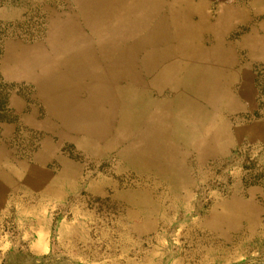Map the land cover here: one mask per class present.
Here are the masks:
<instances>
[{
  "label": "rangeland",
  "instance_id": "rangeland-1",
  "mask_svg": "<svg viewBox=\"0 0 264 264\" xmlns=\"http://www.w3.org/2000/svg\"><path fill=\"white\" fill-rule=\"evenodd\" d=\"M160 1L183 60L140 128L77 59L121 17L0 0V264H264V0Z\"/></svg>",
  "mask_w": 264,
  "mask_h": 264
},
{
  "label": "crops",
  "instance_id": "crops-1",
  "mask_svg": "<svg viewBox=\"0 0 264 264\" xmlns=\"http://www.w3.org/2000/svg\"><path fill=\"white\" fill-rule=\"evenodd\" d=\"M92 1L95 16L103 14L121 18L110 27L109 35L102 36L103 42L80 54L78 62L90 63L95 73L93 78L98 81L95 95H112L107 99L112 103L115 100L124 103V95H127L128 108H120L118 112H124L128 121L133 119V126L141 128L145 126V120L152 119L154 106L158 107L150 102L151 91L164 88L168 81L167 71L182 63V26L185 24L179 23V28L174 25L168 30L166 10L160 7V0ZM161 16L158 23L152 22V17L155 20ZM71 61L76 63L75 59ZM135 80L139 81L137 86L133 84ZM102 81H109L110 85L105 86ZM122 116H119L120 120L124 118Z\"/></svg>",
  "mask_w": 264,
  "mask_h": 264
},
{
  "label": "bare ground",
  "instance_id": "bare-ground-1",
  "mask_svg": "<svg viewBox=\"0 0 264 264\" xmlns=\"http://www.w3.org/2000/svg\"><path fill=\"white\" fill-rule=\"evenodd\" d=\"M189 19V18H188ZM90 61H92V58H91V60ZM94 68V67H93ZM102 68V67H101ZM100 68V69H101ZM95 69V68H94ZM90 70H91V68H90ZM95 74V73H94ZM59 75V74H58ZM102 83L105 85V86H109L110 85V83H109V81H102ZM45 95V94H44ZM104 95H106V93L104 94ZM107 96V95H106ZM108 98H106V99H110L111 97H113L112 95H110V96H107Z\"/></svg>",
  "mask_w": 264,
  "mask_h": 264
}]
</instances>
